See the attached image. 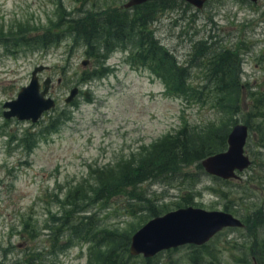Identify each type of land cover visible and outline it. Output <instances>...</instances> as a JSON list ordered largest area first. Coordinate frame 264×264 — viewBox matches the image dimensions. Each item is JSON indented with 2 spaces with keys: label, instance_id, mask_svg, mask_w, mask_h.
I'll return each mask as SVG.
<instances>
[{
  "label": "rangeland",
  "instance_id": "obj_1",
  "mask_svg": "<svg viewBox=\"0 0 264 264\" xmlns=\"http://www.w3.org/2000/svg\"><path fill=\"white\" fill-rule=\"evenodd\" d=\"M129 1L0 0V264H109L113 249L123 264H254L251 249L264 241V0H208L202 10L174 0L157 17L150 30L175 68H186L188 96L170 82L171 72L160 77L132 59L148 48L135 40L114 42L100 65L80 35H69V20L123 11ZM226 52L235 56L232 92L217 104L208 98L218 90L211 70ZM38 66L47 67L39 78L42 89L52 79L48 97L56 107L37 123L6 119L4 104L17 99ZM100 68L105 75L93 77ZM77 87L79 95L67 103ZM238 124L250 129L245 149L252 160L238 179L194 165L168 184L134 187L142 195L132 201L99 199L125 181L119 176L126 168L134 174L151 168V160L162 163L156 150L183 128L230 134ZM188 207L231 213L245 227L226 228L203 246L131 255L133 235L156 218L149 209L160 217ZM67 212L92 217L93 234L116 238L78 239Z\"/></svg>",
  "mask_w": 264,
  "mask_h": 264
},
{
  "label": "trees",
  "instance_id": "obj_2",
  "mask_svg": "<svg viewBox=\"0 0 264 264\" xmlns=\"http://www.w3.org/2000/svg\"><path fill=\"white\" fill-rule=\"evenodd\" d=\"M173 1L174 0L150 1L133 11L131 10L130 13L120 10L116 12L108 11L102 13L98 17L90 15L81 20H69L68 32L69 35L81 36L82 40L79 36L80 40L85 43L86 46L90 47L91 57H94L96 63H100V65L101 61H106L108 56L114 51V42L128 44L132 40H135L140 43L141 47L148 48H144L146 52H144V50H138V54H134L135 56H132V59H136L142 64L149 66V68L160 77L163 76V70L165 73H167V71L171 72L172 75L169 78L170 82L176 84V81H178L180 86L175 89L179 90L181 95L188 96L192 93V90H190L187 84V79L184 78L186 68H175L178 62L176 59L172 58L173 55L169 50L159 45L154 37V32L150 30L152 24L157 20L160 14L173 9ZM27 40L28 38L25 39V41ZM48 44H51V42H48L46 39L45 45ZM101 50H105L104 56L101 55ZM224 55L225 56H221L214 64L211 70L213 73L210 76L212 79L216 80V87L218 90H214L213 92L209 91L208 98L212 97V100H215L217 104H221L222 95L232 92L229 91L231 89L229 88V81L232 80L231 72L233 71V67H235V56H233V52H226ZM158 58H163L167 61L164 62ZM168 63L169 68H167ZM102 67L103 66H101V68ZM101 68L99 71L94 72L93 77L101 78L105 75L104 72L101 71ZM170 82L169 86L173 87ZM228 136V131L226 133L220 132L219 134V131L216 130L214 126L200 131L193 130L187 126L180 130L177 136H169L166 148L163 149L161 147L162 154L160 147L156 150V155L163 156L161 158L162 163L155 165L156 163L154 160H151V155L148 156L147 160H151L149 162H152L151 168L134 174L128 173L126 168V172L123 174L121 173L119 176V179H125V181L112 188L106 189V191L100 193L98 197L99 199H107L110 197L114 199L125 198L127 201H132L133 199H137L135 196L137 195L136 192L134 195L131 191L134 187L147 182H163L168 184L169 180H174L172 177L174 173V176H176V174L181 175V169L186 170L194 165H198V167L202 169L203 160L227 150ZM139 193V196H141L142 192ZM149 211L152 215L154 214L153 216L158 217L159 213L156 214L155 209L152 208L149 209ZM68 214L67 222L70 226V231L73 232L72 235L78 239H83L84 241L89 239L93 241V238L98 236L100 241L106 239L110 241L112 237L116 238L111 232H107V235L102 231H97L93 234V228L88 222L92 217L78 219L72 217V213L67 212V215ZM251 251L253 258L258 259L260 264H264V241L256 244L255 248L251 249ZM115 252L116 250L113 249L111 252L112 256L108 257V263L123 264L116 262L114 256Z\"/></svg>",
  "mask_w": 264,
  "mask_h": 264
},
{
  "label": "water",
  "instance_id": "obj_3",
  "mask_svg": "<svg viewBox=\"0 0 264 264\" xmlns=\"http://www.w3.org/2000/svg\"><path fill=\"white\" fill-rule=\"evenodd\" d=\"M150 1L160 0H130L124 7L130 9ZM184 1L199 9H202L206 2V0ZM81 64L87 67L90 61L84 60ZM44 70H47L46 66L36 67L30 84L21 89L17 99L4 104L6 119L16 118L20 121L37 123L45 112L56 107L55 100L48 97L51 78L43 82L42 89L39 74ZM79 92L78 87L74 88L66 102L71 103ZM88 96L87 93L86 97ZM249 134L250 129L247 125H236L228 136V149L203 160L204 170L223 180L238 179V172H244L252 165V160L245 149ZM243 227H245L243 222L228 212L207 211L194 207L183 208L156 217L138 230L132 237L130 253L133 256L143 255L145 258H152L163 251L185 245L203 246L226 228ZM253 262L258 264L256 258H253Z\"/></svg>",
  "mask_w": 264,
  "mask_h": 264
},
{
  "label": "flooded vegetation",
  "instance_id": "obj_4",
  "mask_svg": "<svg viewBox=\"0 0 264 264\" xmlns=\"http://www.w3.org/2000/svg\"><path fill=\"white\" fill-rule=\"evenodd\" d=\"M183 1H184V0H183ZM247 1H248V0H247ZM260 1H262V0H258L257 2H253V3H254V4H257V3H259ZM207 2H208V0H206L204 6L207 4ZM145 4H146V3H144V4H142V5L134 6V7L130 8V9H127V8L124 7V10H123V11H124V12L127 11L128 13H130L131 10L133 11V10H135L136 8H139V7H141V6L145 5ZM188 4H189V3H188ZM125 5H126V4H125ZM125 5H124V6H125ZM190 5H191V4H190ZM192 6H193V5H192ZM194 7H195V6H194ZM203 8H204V7H203ZM203 8H202V9H203ZM197 9H199V8H197ZM202 9H199V10H202ZM239 50H240V47H239ZM60 83H61V82H60ZM60 83H59V84H60ZM52 84H53V81H52ZM52 84H51V88H52ZM50 90H51V89H50Z\"/></svg>",
  "mask_w": 264,
  "mask_h": 264
}]
</instances>
